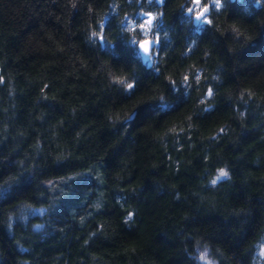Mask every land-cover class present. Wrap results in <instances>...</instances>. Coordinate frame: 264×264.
Returning a JSON list of instances; mask_svg holds the SVG:
<instances>
[{
    "label": "clouds",
    "instance_id": "obj_1",
    "mask_svg": "<svg viewBox=\"0 0 264 264\" xmlns=\"http://www.w3.org/2000/svg\"><path fill=\"white\" fill-rule=\"evenodd\" d=\"M14 2L0 0V14L15 11ZM18 2L32 8L31 0ZM43 3L42 19L56 27L40 29L53 54L64 58L61 88L48 91L47 71L10 68L0 47V147L7 149L0 154V239L14 255L11 264H160L153 242L172 250L164 264H264V71L251 86L240 78L249 71L241 63L246 52L261 49L250 58L264 69V0ZM5 32L0 24V36ZM69 78H83L84 90L101 103L112 101L101 124L112 138V164L98 152L78 151L96 134L79 124L84 105L75 95L79 85L68 89ZM33 89L26 123L17 124V95ZM66 89L76 102L61 98ZM145 106L141 125L151 153L144 167L153 178L133 184L132 131ZM58 108L62 116H49L48 109ZM224 110L220 120L216 114ZM177 112L179 120L168 119ZM253 135L257 146L242 147ZM182 174L190 176L183 185ZM148 189L183 210L165 213L145 248L121 243L116 250L121 232L142 237L140 205ZM66 221L74 227H62ZM58 235L57 244H74L75 254L40 248ZM98 243L114 254L94 251ZM0 264H10L3 248Z\"/></svg>",
    "mask_w": 264,
    "mask_h": 264
},
{
    "label": "trees",
    "instance_id": "obj_2",
    "mask_svg": "<svg viewBox=\"0 0 264 264\" xmlns=\"http://www.w3.org/2000/svg\"><path fill=\"white\" fill-rule=\"evenodd\" d=\"M32 8L30 10L27 9V6L24 8L19 7V2L13 3V8L15 11L6 12L4 14H0V24L6 29V32L0 36V47L4 48V51L8 53L9 56V67L15 71H19L21 73H32L33 75H39L42 72L47 71L49 80L53 84V88H49L48 91L59 90L61 88V84L58 77H61L64 72V68L61 66L64 58L59 56L58 54H53V51L49 48V43L44 33L40 29L41 23H45L49 28H55V21L48 20L44 21L42 19L43 13L40 11L44 7L43 0H31ZM54 9L55 5L52 6ZM18 13V16H17ZM38 14V15H37ZM74 23H79V18L77 17L74 20ZM59 44V40L57 41ZM262 48H264V44H262ZM124 52L123 58L130 59L129 54L126 50L121 49ZM261 51V49H255L253 52ZM253 52H246L245 57L241 58V63L246 64L248 66L249 71L242 72L240 74L241 79H247L248 85L251 86L253 83H256V75L259 71H264L262 68H258L256 65V61L251 59L253 56ZM220 53L217 52V55ZM21 83H23V76L19 77ZM230 83H235V81H230ZM68 89L76 88L79 85L80 90L75 93V95L79 98V103L84 105V109L79 116V124L80 126H86L89 128L91 133L96 134V139L87 147L80 148L78 151L81 152H98L100 157L108 160L109 164H112L113 158L109 157L111 155V142L112 138L109 136H105L103 134V129L101 127L102 124V110L106 105H110L112 101L104 98L103 103H101V98L96 95H89L85 90V81L82 78L77 81L75 79L69 78ZM36 93V90L33 89L26 94H18L17 101L19 103V111L17 113L19 119L16 120L17 124L26 123L27 119V110L31 106L33 97ZM61 98L67 102H76L72 98V92L67 89L61 93ZM99 105V107H97ZM127 102L124 103L123 106H126ZM45 107V106H42ZM140 116L138 117L136 124L134 125V129L132 131V135L136 137L138 143L136 146L137 152V167L134 170L135 175L132 180V183L135 184L137 182H146L153 177L146 175L145 163L147 162L150 153H151V145L148 143V138L146 133L143 131L144 128L147 127L146 124H143V117L147 115V107H141ZM49 116L60 117L63 115L62 110L59 108L55 111L48 109ZM2 115V114H0ZM182 113L177 112L172 114L168 119L176 121L181 118ZM220 120H223L227 117V110L218 112L216 114ZM211 120L206 122V128L211 127ZM251 131V128H249ZM72 134V129L69 128L65 133L66 136H70ZM256 147L255 145V135L251 136L242 147ZM225 150L228 152V155L234 156L235 153H232L227 149V146H224ZM260 147H264L261 145ZM6 148L0 147V154L6 152ZM147 171H151L148 169ZM165 171L162 169V172ZM59 174V173H53ZM190 179V176L181 175L177 178V183L183 185L186 181ZM150 187V185H149ZM234 191H239V189H234ZM30 192H26L24 195H30ZM145 199L147 203H142V217L145 222L146 228L142 229V237L141 236H129L126 233L121 232V240L116 241L117 249L119 250V244L123 243L126 247L129 248H145L146 242L152 241L155 233V228L158 226L160 221L163 219V215L165 213H171L173 215L178 214L183 209L179 205H165L164 197L157 199L150 189L145 192ZM254 207H259V205H255ZM106 211L111 214L113 218L118 216V211L114 210L111 206H109ZM62 227H66L67 229H72L74 226L70 221H66L65 224L61 225ZM75 233L69 231V236L71 237ZM61 239L58 235L55 239L49 241L45 245H41L40 248L43 249H56L58 251H68L70 250L75 254L76 246L73 245H58L57 240ZM159 239H163L160 237ZM0 248L4 249L5 256L9 260L10 264L14 260V255L10 254L7 247L4 245V240L0 239ZM40 249H37L39 252ZM94 251H101L105 253L114 254V250L111 246L97 244V248ZM153 251H159V260L160 264H164V258L169 255L172 251L171 249H164L163 246L159 243L153 242ZM51 252H45V255H50ZM151 254V253H149ZM108 259V256L105 257ZM114 264H123V260L121 259L118 262H114Z\"/></svg>",
    "mask_w": 264,
    "mask_h": 264
}]
</instances>
